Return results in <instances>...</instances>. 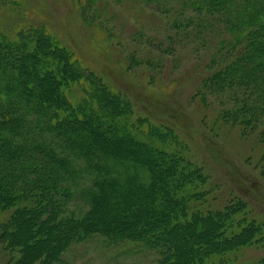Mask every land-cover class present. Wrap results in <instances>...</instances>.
Masks as SVG:
<instances>
[{
  "label": "trees",
  "instance_id": "trees-1",
  "mask_svg": "<svg viewBox=\"0 0 264 264\" xmlns=\"http://www.w3.org/2000/svg\"><path fill=\"white\" fill-rule=\"evenodd\" d=\"M187 1L202 15L183 20L196 31L236 33L199 90L239 92L222 113L256 120L264 141V0ZM9 26L0 21V229L18 264H68L96 236L153 250L156 264H264L237 254L264 241V221L240 195L213 202L206 166L173 125H154L42 25Z\"/></svg>",
  "mask_w": 264,
  "mask_h": 264
},
{
  "label": "rangeland",
  "instance_id": "rangeland-1",
  "mask_svg": "<svg viewBox=\"0 0 264 264\" xmlns=\"http://www.w3.org/2000/svg\"><path fill=\"white\" fill-rule=\"evenodd\" d=\"M18 3L19 0H0L3 24L14 28L23 22L45 27L57 41L73 49L84 65L130 96L137 112L147 115L154 125L171 124L179 131L180 138L190 144L194 158L206 166L212 187L209 197H216V205L229 196L240 195L248 200L252 213L264 221V141L259 133L262 124L253 126L254 120L247 125L242 115L235 120L230 112L229 116L222 113L238 106L239 92L221 97L205 89L204 94L209 95L203 97V90H199L201 78L216 65L210 61L213 50L221 39H234L235 32H225L223 24H215V31H196V21L188 25L183 20L202 15L196 14L186 0ZM181 24L184 30L178 29ZM217 57L218 61L220 56ZM83 193H74L69 211L79 212L80 203L86 200ZM5 241L0 229V264H18L20 252L6 246ZM89 241L67 252L66 262L156 264L153 250L129 240L107 245L103 236H96ZM237 254L238 260L261 259L264 241L245 246Z\"/></svg>",
  "mask_w": 264,
  "mask_h": 264
}]
</instances>
